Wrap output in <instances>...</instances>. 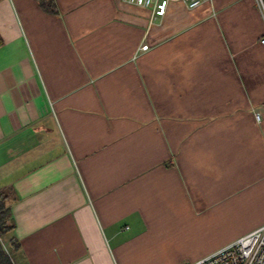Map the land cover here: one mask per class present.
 Segmentation results:
<instances>
[{
    "label": "crops",
    "instance_id": "1",
    "mask_svg": "<svg viewBox=\"0 0 264 264\" xmlns=\"http://www.w3.org/2000/svg\"><path fill=\"white\" fill-rule=\"evenodd\" d=\"M0 38L13 264H185L264 224L263 0H0Z\"/></svg>",
    "mask_w": 264,
    "mask_h": 264
},
{
    "label": "built area",
    "instance_id": "2",
    "mask_svg": "<svg viewBox=\"0 0 264 264\" xmlns=\"http://www.w3.org/2000/svg\"><path fill=\"white\" fill-rule=\"evenodd\" d=\"M152 8L156 17L163 16L170 0H125ZM189 7H197L206 0H183ZM264 41V39H263ZM142 48L147 49L148 45ZM260 119V115H257ZM185 264H264V224L224 245L214 252Z\"/></svg>",
    "mask_w": 264,
    "mask_h": 264
},
{
    "label": "trees",
    "instance_id": "3",
    "mask_svg": "<svg viewBox=\"0 0 264 264\" xmlns=\"http://www.w3.org/2000/svg\"><path fill=\"white\" fill-rule=\"evenodd\" d=\"M264 2V0H263ZM1 43V38H0ZM7 217L10 218V209L5 204V197L4 193L0 191V264H13L10 255L4 248V245L1 240V236L8 233L13 228V223L11 226L6 227V219ZM12 244H15V241L12 239Z\"/></svg>",
    "mask_w": 264,
    "mask_h": 264
},
{
    "label": "rangeland",
    "instance_id": "4",
    "mask_svg": "<svg viewBox=\"0 0 264 264\" xmlns=\"http://www.w3.org/2000/svg\"><path fill=\"white\" fill-rule=\"evenodd\" d=\"M245 217H246V219H243ZM252 223L253 222L249 218H247V216H240L239 218H237L235 220V223L233 224V227H234L233 229L237 228L238 230H240V229H243V227H248ZM11 224H12L11 219L9 217H7L6 227L11 226Z\"/></svg>",
    "mask_w": 264,
    "mask_h": 264
}]
</instances>
